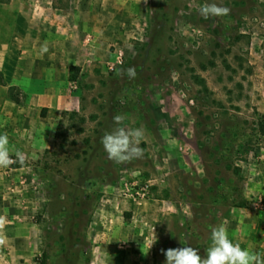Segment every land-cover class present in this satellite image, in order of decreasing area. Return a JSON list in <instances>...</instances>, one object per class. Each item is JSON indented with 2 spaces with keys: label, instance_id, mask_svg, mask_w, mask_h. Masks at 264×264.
Wrapping results in <instances>:
<instances>
[{
  "label": "rangeland",
  "instance_id": "374dc122",
  "mask_svg": "<svg viewBox=\"0 0 264 264\" xmlns=\"http://www.w3.org/2000/svg\"><path fill=\"white\" fill-rule=\"evenodd\" d=\"M212 2L230 14L205 20L199 9ZM103 7L102 0H0V55L25 52L33 78V53H58L49 93L66 94L60 108L27 114L43 122L27 136L46 144L13 167L30 177L16 193L36 224L38 262L123 264L137 254L144 264H166L161 249L185 246L206 256L212 228H226L232 215L216 197L235 189L230 200L246 197V179L233 168L242 170L264 145V0H124L129 36L100 44L73 29L79 9ZM128 68L135 79L119 74ZM28 96L7 95L25 103ZM116 114L122 127L144 130L141 159L108 158L101 138Z\"/></svg>",
  "mask_w": 264,
  "mask_h": 264
},
{
  "label": "crops",
  "instance_id": "0c3cea01",
  "mask_svg": "<svg viewBox=\"0 0 264 264\" xmlns=\"http://www.w3.org/2000/svg\"><path fill=\"white\" fill-rule=\"evenodd\" d=\"M102 2L104 5L102 11L79 9L73 16V29H77V32L83 35H93L100 44L129 36L127 28L130 25L127 24V18L121 14L124 0H102ZM110 4H113V8L106 10L105 6H110ZM54 29L57 31V26L50 25L49 36L53 35L57 38L59 32L55 33ZM63 29L65 30L60 37L65 41L69 37L65 34L69 33L70 28L68 26ZM43 32L46 35V32ZM13 54L4 52L0 55L2 65L6 64L4 62L11 56L12 59H16L15 62H8L7 66L0 67L3 74V83H0V134H7L10 154L20 153L28 157L36 154L37 147L46 144V140L44 137L27 136V131L33 132L39 127L43 128L41 127L42 121L39 124L36 117L30 118L27 114L29 112L40 114L45 108H60L65 104L66 94L49 93L53 90V83L50 82L52 75L61 64L58 60L60 58L58 53L34 52L31 62L34 68L33 78H30V74L26 72L25 52L18 51L17 54L15 53L16 56ZM72 65L75 66L77 63L72 61L65 68L66 77ZM11 89L29 91L28 102L25 103V100L20 101L15 97H7ZM258 111L264 114V97L258 104ZM34 147L36 149H33ZM251 160L247 161L242 169V176L246 179L245 198L250 205L234 208L227 221L226 229L229 239L234 244L238 243L241 248L264 255V145ZM25 169L0 168V217L4 218V225L0 228V241H2L0 242V256L1 253L4 255L2 259L0 257V264H40L38 262L40 239L35 232L36 224L30 221L33 217L25 215L26 212L20 204L22 201L27 204L28 200L20 198L19 192L16 193L20 191L18 188H28L31 184L30 177L22 171ZM10 188L14 190L11 191ZM9 196L16 198L10 201L11 199L7 198ZM257 206H262V208ZM126 257H129L128 260ZM130 257L137 258L130 260ZM121 260L125 261L123 264H134L135 261L137 264H144L137 254L125 255Z\"/></svg>",
  "mask_w": 264,
  "mask_h": 264
},
{
  "label": "clouds",
  "instance_id": "9594fccd",
  "mask_svg": "<svg viewBox=\"0 0 264 264\" xmlns=\"http://www.w3.org/2000/svg\"><path fill=\"white\" fill-rule=\"evenodd\" d=\"M230 11L228 7L212 2L203 4L199 9V14L207 20L210 17L228 16ZM119 74L126 75L130 79H135L137 75L135 68L122 70ZM124 119L121 114L114 115L115 127L105 132L101 138V144L108 158L117 164H126L141 159L144 154L140 146L144 139V130L142 128L128 130L122 127ZM8 143L7 134H0V168H7L17 162L23 165L25 160L22 154L17 153L15 160L10 156ZM3 225L4 218L0 217V228ZM210 239L212 244L206 250V256H201L199 250L191 246L161 249V252L166 257V264H264V255L241 248L238 243L234 244L229 239L227 229L223 224L212 228Z\"/></svg>",
  "mask_w": 264,
  "mask_h": 264
},
{
  "label": "trees",
  "instance_id": "16d2710c",
  "mask_svg": "<svg viewBox=\"0 0 264 264\" xmlns=\"http://www.w3.org/2000/svg\"><path fill=\"white\" fill-rule=\"evenodd\" d=\"M76 68L72 67L71 68V72L73 70H75ZM76 79V76L73 77V80ZM260 131H261V134L264 136V118L263 120L261 121V124H260ZM18 165V164H17ZM16 165V166H17ZM233 172L234 174L241 179V176H242V170L241 169H238V168H233ZM238 190H234L232 191L230 194H222L220 196H217L215 201L219 204H222L223 202H227L228 205H229V208L230 209H234V208H243V207H247V204H248V200L246 198H244L243 196H240L241 199H235L233 198L232 200H230L229 198V195H232V197H234L235 193H237ZM218 209V208H217ZM218 211V210H217ZM41 264H45V263H41Z\"/></svg>",
  "mask_w": 264,
  "mask_h": 264
},
{
  "label": "built area",
  "instance_id": "2783aa9c",
  "mask_svg": "<svg viewBox=\"0 0 264 264\" xmlns=\"http://www.w3.org/2000/svg\"><path fill=\"white\" fill-rule=\"evenodd\" d=\"M11 156V155H10ZM14 160L16 159V157H14V156H11ZM19 162H17V163H14L13 165H11V166H9L10 168H13V167H15L17 164H18Z\"/></svg>",
  "mask_w": 264,
  "mask_h": 264
}]
</instances>
